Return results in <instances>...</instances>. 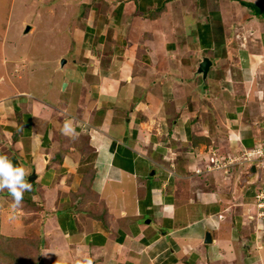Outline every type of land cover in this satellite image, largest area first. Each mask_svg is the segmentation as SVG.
<instances>
[{"label":"crops","instance_id":"obj_1","mask_svg":"<svg viewBox=\"0 0 264 264\" xmlns=\"http://www.w3.org/2000/svg\"><path fill=\"white\" fill-rule=\"evenodd\" d=\"M11 1L18 38L71 43L7 59L2 41L0 154L32 190L22 216L0 192V246L24 232L39 264H264L262 173L213 168L264 147V19L234 0Z\"/></svg>","mask_w":264,"mask_h":264},{"label":"rangeland","instance_id":"obj_2","mask_svg":"<svg viewBox=\"0 0 264 264\" xmlns=\"http://www.w3.org/2000/svg\"><path fill=\"white\" fill-rule=\"evenodd\" d=\"M264 3V0H262ZM17 22L15 18L12 19V1L11 0H0V50L2 47V41L5 38L6 46V57L7 59H12V43L17 45L19 49L23 52L22 54H27L30 59H38V58H55L57 55L61 53L67 54L69 51L70 46V40H69V34L65 33L68 37L67 40L64 41V44H67V48L62 49H51L48 46L47 41H53L55 38V33H47L45 30L46 27L42 25H38V31L36 34L32 36H27L22 39L18 38V33L14 30V24ZM8 25V27H7ZM29 26H25L24 29L21 31V35H24L27 28ZM7 28V30H6ZM62 51V52H61ZM67 56V55H66ZM68 58V57H67ZM0 63H2V54L0 53ZM12 82V80H11ZM16 81H13L15 83ZM8 83V82H6ZM0 82V97L4 93L1 89ZM37 92H40L41 89H36ZM2 102H0L1 104ZM243 153V152H242ZM33 205V203L31 204ZM25 204H21L17 209H12V214L15 215L17 213L18 215L22 216L26 214L27 211H25ZM28 213H30L28 211ZM38 213V212H37ZM28 218V220H33L32 217H24ZM7 233L12 234V231H8ZM6 233V234H7ZM32 233V232H31ZM23 236L18 239V242H12L8 243L10 240H6V242L9 245H4L5 247L0 246V264H39L38 257H35L38 247H37V241L39 239L36 237V233L31 235L28 233H21ZM29 236V237H28ZM5 239H9L5 237ZM18 247L24 248L27 251V254H23V258L19 261L18 258L13 254V252H18ZM24 250V251H25ZM18 260V261H17ZM17 261V262H16Z\"/></svg>","mask_w":264,"mask_h":264},{"label":"clouds","instance_id":"obj_3","mask_svg":"<svg viewBox=\"0 0 264 264\" xmlns=\"http://www.w3.org/2000/svg\"><path fill=\"white\" fill-rule=\"evenodd\" d=\"M254 149L264 150V147L254 148ZM252 150H249V151H252ZM249 151L245 150L240 155L242 156L244 153L249 152ZM230 161L232 163V160L227 161V163H229ZM231 163H229V166L232 167L234 164H237L238 162L234 161L232 163L233 165ZM240 163L246 164L247 166L252 167V168L255 167L254 172L256 171L261 172L264 178V170L261 167H259L257 163H249L246 161H240ZM226 168H228V166ZM26 176H27V172L24 166L20 165L19 163H13V161L7 155L0 154V192L4 190L8 191L13 201V204H12L13 208H18L23 202L24 193L30 192L32 190V185L26 179ZM263 190H264V185L262 189L258 191V193L262 192ZM256 205H257V201H256ZM87 264H91V261H87Z\"/></svg>","mask_w":264,"mask_h":264},{"label":"built area","instance_id":"obj_4","mask_svg":"<svg viewBox=\"0 0 264 264\" xmlns=\"http://www.w3.org/2000/svg\"><path fill=\"white\" fill-rule=\"evenodd\" d=\"M234 161L236 162L246 161L249 163H257V165L264 170V150L254 149L252 151L244 153L242 156H239L238 158L233 160L232 163ZM229 163H231V161ZM229 163L225 162L226 164L225 166L220 162L218 163L214 161L215 164L214 168H218V169H222L223 167L226 168L227 165H229ZM256 199H257V207L260 211V216L264 217V190L256 195Z\"/></svg>","mask_w":264,"mask_h":264},{"label":"trees","instance_id":"obj_5","mask_svg":"<svg viewBox=\"0 0 264 264\" xmlns=\"http://www.w3.org/2000/svg\"><path fill=\"white\" fill-rule=\"evenodd\" d=\"M236 1H239L243 6L249 8L257 17L264 19V7H260V6H257L255 4L244 2V1H241V0H236ZM8 243H11V242L8 241ZM24 250L25 249L20 250V253L27 254V251L26 250L24 251ZM27 255H30V254L28 253ZM16 257L18 258L19 261L23 258L20 255H17ZM35 257H37V256L35 255Z\"/></svg>","mask_w":264,"mask_h":264},{"label":"water","instance_id":"obj_6","mask_svg":"<svg viewBox=\"0 0 264 264\" xmlns=\"http://www.w3.org/2000/svg\"><path fill=\"white\" fill-rule=\"evenodd\" d=\"M27 32L29 31V28H27L26 30ZM64 63V60L63 62ZM211 63L209 62V60H204L203 63L201 64L200 68H199V73L204 74V76L208 73L209 69H210ZM253 172L255 171V167L252 168ZM35 179V176H32V178L30 179L31 181H33ZM207 242L211 241V235L207 234V238H206Z\"/></svg>","mask_w":264,"mask_h":264}]
</instances>
